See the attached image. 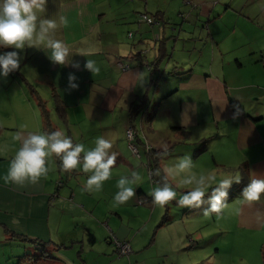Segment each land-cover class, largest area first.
I'll return each mask as SVG.
<instances>
[{
  "label": "crops",
  "instance_id": "0c3cea01",
  "mask_svg": "<svg viewBox=\"0 0 264 264\" xmlns=\"http://www.w3.org/2000/svg\"><path fill=\"white\" fill-rule=\"evenodd\" d=\"M107 1L48 0L45 16L51 18L59 12L68 17L69 26L57 35L77 53L68 64L59 65L43 50L25 49L20 68L7 77L0 76V113L10 116L6 121L0 118V126L4 127L0 128V226L6 239L25 243L23 252L17 250L14 254L24 264H186V250L194 245L188 239L196 235L197 229L204 230L203 224L188 227L195 219L173 221L169 215L170 204H177L173 200L162 206L151 235H140L139 228L133 235L132 226H115V221H110L113 234L130 242L133 249L129 255L118 257L114 240V245L110 241L103 245L101 239L89 233L95 221H77L75 226L67 221L71 229L68 232L63 221L52 220V207L65 196L78 206L95 209L93 198H99L71 188V177L85 174L82 170L63 172L65 183L60 178L56 183L54 173L59 165L54 156L48 176L38 183H5L2 177L19 147L14 139L17 132H46L45 118L30 107L33 101L24 82L38 83L44 94L52 90L50 96L41 94L45 99L39 95V101L46 102L49 115L54 107L58 118L65 122V134L74 143L92 147L102 136L111 141L110 151L128 165L132 162L130 148L121 135L125 136L126 128L134 125L136 143L149 166L153 159L147 145L157 153L159 175L154 182L160 185L164 183V168L187 155L195 164V172L213 175L217 181L221 178L217 172H224L220 169L234 170L238 165L241 178L244 173L248 178L245 186L253 174L264 177V0H178V16L184 15L196 26L184 34L176 29L178 19L170 11L168 0H162L166 6L163 12L153 14L158 20L154 23L139 15L150 12L153 0H110L119 4L115 8L107 6ZM229 12L236 16L234 25L220 27L218 21ZM180 30H184L182 26ZM185 34L187 37L182 38ZM172 39L182 41L171 46ZM88 59L95 61L98 73L86 69ZM118 60L127 68L123 69ZM76 64L79 68L74 67ZM167 69L170 71L165 79ZM70 75L76 76L77 88L69 86ZM160 77L164 79L162 85ZM53 127L58 130L56 123ZM230 146L235 147L233 157L228 154ZM205 151L214 161L207 163L205 153L206 167L198 163V155ZM138 171L145 173L144 168ZM118 173L113 176H120ZM169 182L177 186L178 197L190 190L178 180L169 178ZM116 190L106 191L103 187L107 199L114 198ZM137 191L139 203L142 199L143 206L154 205L143 186L138 185ZM62 206L66 208L65 200ZM185 210L190 212L192 208ZM133 220L136 229L138 219ZM238 221L264 230V198L244 201ZM173 222L179 223L178 230L173 229L168 237L160 234L162 227ZM103 230L109 232L105 227Z\"/></svg>",
  "mask_w": 264,
  "mask_h": 264
},
{
  "label": "clouds",
  "instance_id": "9594fccd",
  "mask_svg": "<svg viewBox=\"0 0 264 264\" xmlns=\"http://www.w3.org/2000/svg\"><path fill=\"white\" fill-rule=\"evenodd\" d=\"M48 0H0V76L7 77L20 68L25 49L43 50L54 64L66 65L74 53L73 49L61 38L60 29L69 26V19L59 12L47 18L45 16ZM12 49L11 51H4ZM80 53V52H78ZM83 54V53H81ZM85 55V54H83ZM74 67L79 68L76 64ZM86 69L93 74L100 68L95 61L87 60ZM75 75L69 76V86L77 88ZM239 114L237 110L236 115ZM19 147L9 162L7 173L2 177L5 183L23 186L36 184L50 172L54 156L61 160L65 171L80 169L88 173L83 190L89 193L100 192L104 183L113 174L116 154L111 152L113 145L109 139L97 137L94 146L74 143L73 139L61 130L52 132H17L15 138ZM195 164L190 155L181 157L164 168V183L154 187L150 193L152 202L164 206L175 200L182 207L201 208L204 215L220 213L227 207L229 190L234 183H241L240 175H228L219 181L205 172H195ZM159 175V171H157ZM178 180L190 190L179 194L169 182ZM143 177L137 171L123 175L118 179V191L114 195V205H123L137 195L135 187ZM215 184V187L212 185ZM264 198V177L252 175L250 182L242 189L240 199L245 202H257Z\"/></svg>",
  "mask_w": 264,
  "mask_h": 264
},
{
  "label": "rangeland",
  "instance_id": "374dc122",
  "mask_svg": "<svg viewBox=\"0 0 264 264\" xmlns=\"http://www.w3.org/2000/svg\"><path fill=\"white\" fill-rule=\"evenodd\" d=\"M178 0H168V4L170 7V11L172 13L176 14V17L178 19V24L175 25L177 31H180L181 33H185L186 31H194L195 24L192 22V20H187L184 18V15L178 16V7L175 6ZM153 5L151 6L150 12H147L151 16L153 14L158 16V13L163 12L166 9L165 3L162 0H153L151 3ZM107 6H113L115 8L117 5V2L115 1H107ZM145 12L139 13V15H142ZM160 16V15H159ZM161 17V16H160ZM236 21V16L231 14V12L224 15L222 19L218 21V24L220 27L225 26H233ZM176 22V21H175ZM174 26V27H175ZM184 30H180V27ZM109 27V23H108ZM192 28V29H190ZM187 35H182V38ZM182 40H171V46H174V44H178ZM235 45H232L234 47ZM169 69H167L165 73V79H167V75L169 74ZM26 77V76H25ZM27 78V77H26ZM21 80L24 82V80L21 78ZM160 82V85L164 83V79L160 77L158 80ZM29 90L30 97L32 98V103L30 104L31 108H34L36 111H39V115L43 117V108L46 104V102L39 101V95H47L50 96V91L47 90V94H44V92H41L40 89L42 87L38 85V83L29 82V85L24 82ZM41 95V96H42ZM42 98H44L42 96ZM53 99H56V97H52ZM45 99V98H44ZM51 107V102L48 106V108ZM58 107V104H57ZM56 109V107H55ZM5 112H9L11 110L3 109ZM2 111V110H0ZM54 110V107L52 109L51 115H49V112H47L48 119L51 121L52 125L54 126L55 123L58 126V130H61L65 133V122L61 117L58 118L57 114H59L57 111V114ZM8 115L5 113H0V118H4V120H9ZM12 118V117H11ZM13 123V120L11 119L10 124ZM148 123V122H147ZM142 124V123H141ZM0 128H4L3 126H0ZM12 134H14V130H11ZM121 139L125 142L126 146H129V152L132 157V162L128 165L125 164L121 158L117 157L116 163L113 166V174L114 172H119L117 177H114L112 174V177L104 183V186L106 191L113 190L114 188H117V182L118 179L123 176L130 174L132 171H137L141 174L143 177L142 181L138 183L135 187L137 188L138 185L143 186L147 192L151 193L152 189L158 185H160L154 178H152V170L150 169V166L147 164V157L143 151H141V147L136 143V141H132L128 139L127 133L125 130V136L124 133L121 135ZM133 146L136 148L134 150ZM186 147L193 148V145H185ZM151 145H147V149L150 150ZM231 148V156L233 157L235 153V147L230 146ZM220 152L223 153V145H220ZM226 151H229L226 149ZM194 154L193 152H191ZM208 154V161H211L212 163L213 158L212 154L210 152H203L202 154L198 155V163L205 166L203 160L204 154ZM56 157V156H55ZM172 158L177 157L171 156ZM179 158H176L173 162H177ZM58 162V161H57ZM56 162V163H57ZM59 165V164H58ZM148 165V167H147ZM52 168L53 165H52ZM124 168H127L129 173L124 170ZM144 168V172L138 171V169ZM59 169V166H58ZM54 173V177L56 180V183L58 182V179L60 178L65 183V177L63 175L64 173H67L65 170H60ZM225 169V170H224ZM220 169L224 172H217L218 176L222 178L228 176V175H240L238 172L239 169H241L240 165L235 166L234 170L229 168ZM88 173L86 174H76L71 177L72 182L71 188H77L78 190L82 192H86L83 190V186L86 182V179L88 177ZM53 177V178H54ZM177 189V186H174ZM238 187V184H233V189L229 190V195L227 199V207H225L220 213H210L209 215H204L203 207L201 208H192L190 212H185L186 207H182L178 204L171 203L170 204V218L173 221H195L190 222L189 226L190 228H198L200 224L204 225L203 229H197L196 235L191 236L189 238V243L193 242L194 245L189 246L186 250V264H264V258L262 253V248L264 245V230L255 228V227H247L245 225H241L240 221H238L239 214L244 209V201L240 199L239 189L235 188ZM96 198H99L100 200L94 199V202H97L92 208H95L93 210H90L91 208H84L82 206H78L77 204L72 203L69 201L71 197L65 196V204L66 208L62 206L64 200H60L58 205H54L52 207V220L56 221H63V227L65 231L71 232V229L67 226V221H73L76 225L77 221H95V225L93 226L92 231L90 230L89 233H91L93 238L101 239L100 244L107 245V241H110L112 243L111 236L113 235V232L110 230V221H115V226L119 224H126L132 226L134 229V234L136 233L137 229H140V235H151L153 227L156 223V221H159V218L161 217V208L162 206L154 204L152 207H146L143 206L141 203H139L138 198V191L137 195L130 199L128 202H126L123 205H114V200L107 199L106 195L103 193V189L100 192L92 193ZM235 195V196H234ZM91 197V196H90ZM56 198V197H55ZM263 199V198H262ZM53 200V199H52ZM141 201V200H140ZM165 207V206H163ZM112 210V211H111ZM116 210V211H114ZM189 213V214H188ZM186 214H188L186 216ZM112 216L110 218L109 216ZM131 216V217H130ZM133 217L138 219L136 221V224L139 226L135 229V221L133 220ZM130 218V220H129ZM182 219V220H181ZM110 225V226H109ZM216 225V228H215ZM2 226V225H1ZM0 226V264H24V261L20 262L19 257L14 256V254H17V250L20 251V253L23 252L25 249V243L18 241V240H11L6 239V233L4 232L3 228ZM211 227V229H208V227ZM79 227H82L80 225ZM103 227L105 229H108V233L106 230H103ZM73 228V227H71ZM179 223L173 222L165 225L162 227V230L160 231V234L165 233L168 237L173 229L178 230ZM109 235V239L106 237ZM5 238V239H4ZM167 240V239H165ZM161 245L164 241V239L159 240ZM158 241V243H159ZM210 241V243H209ZM166 242V241H165ZM114 245V243H112ZM209 247V250L207 249ZM125 256V255H118V257Z\"/></svg>",
  "mask_w": 264,
  "mask_h": 264
},
{
  "label": "built area",
  "instance_id": "2783aa9c",
  "mask_svg": "<svg viewBox=\"0 0 264 264\" xmlns=\"http://www.w3.org/2000/svg\"><path fill=\"white\" fill-rule=\"evenodd\" d=\"M141 18L149 23H154L155 21L158 22L157 18L155 16H151L150 14L148 13H143L141 15ZM133 35V32L130 31L129 32V36L131 37ZM118 64L123 68H127V65L121 61V60H118ZM126 133H127V137L128 139L130 140H133V138L135 137V129H134V125H129L127 128H126ZM134 150H136V148L133 146ZM113 236V240H114V243L116 245V251L119 255H129L131 252H132V246L130 244V242L126 241V240H121L119 239L118 237H116L114 234L112 235Z\"/></svg>",
  "mask_w": 264,
  "mask_h": 264
},
{
  "label": "trees",
  "instance_id": "16d2710c",
  "mask_svg": "<svg viewBox=\"0 0 264 264\" xmlns=\"http://www.w3.org/2000/svg\"><path fill=\"white\" fill-rule=\"evenodd\" d=\"M139 105H142V104H139ZM141 107V106H140ZM147 111V110H146ZM47 109L45 108V106H44V108H43V117L45 118V130H46V132H52V131H55V129H54V127L52 126V123L50 122V120L48 119V114H47ZM146 113V112H145ZM134 115V113H132V116ZM134 129H135V137H134V140L133 141H136L137 140V137H138V135H137V129L134 127ZM1 130V129H0ZM150 153H151V158L153 159V161H152V165L150 164V167H151V169H152V178H154L155 180H157V171H156V161H157V153H156V151L153 153V150L150 148V150H148ZM57 161H58V164H59V168L61 169V170H63L62 169V167H61V160H60V158L59 157H57ZM247 180H248V178H247V176H246V173H244L243 175H242V178H241V183H239L240 185H239V188L240 189H243L244 188V186H245V184L247 183ZM238 188V189H239ZM141 203H143V200L141 199ZM111 239H112V243H113V236H111ZM115 249H116V246H115ZM262 253H263V258H264V245H263V248H262Z\"/></svg>",
  "mask_w": 264,
  "mask_h": 264
},
{
  "label": "bare ground",
  "instance_id": "6f19581e",
  "mask_svg": "<svg viewBox=\"0 0 264 264\" xmlns=\"http://www.w3.org/2000/svg\"><path fill=\"white\" fill-rule=\"evenodd\" d=\"M133 140H134V138H133ZM133 140H132V141H133Z\"/></svg>",
  "mask_w": 264,
  "mask_h": 264
}]
</instances>
